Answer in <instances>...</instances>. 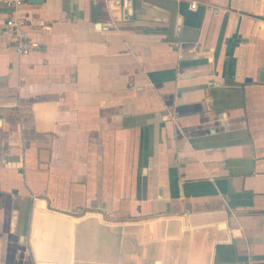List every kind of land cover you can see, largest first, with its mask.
I'll use <instances>...</instances> for the list:
<instances>
[{
  "label": "crops",
  "instance_id": "crops-1",
  "mask_svg": "<svg viewBox=\"0 0 264 264\" xmlns=\"http://www.w3.org/2000/svg\"><path fill=\"white\" fill-rule=\"evenodd\" d=\"M261 72L264 0L0 5V264H264Z\"/></svg>",
  "mask_w": 264,
  "mask_h": 264
},
{
  "label": "built area",
  "instance_id": "built-area-1",
  "mask_svg": "<svg viewBox=\"0 0 264 264\" xmlns=\"http://www.w3.org/2000/svg\"><path fill=\"white\" fill-rule=\"evenodd\" d=\"M24 1L25 0H0V5L10 10H15L20 5H22ZM133 4L134 0H119V6L124 11L129 10V8L133 6ZM191 7L195 9L196 4H192ZM5 28L7 32L10 33L16 41L15 50L17 54L20 56L28 54L30 50V43L26 33L24 32V24L15 17L14 13L11 14L6 20Z\"/></svg>",
  "mask_w": 264,
  "mask_h": 264
},
{
  "label": "water",
  "instance_id": "water-1",
  "mask_svg": "<svg viewBox=\"0 0 264 264\" xmlns=\"http://www.w3.org/2000/svg\"><path fill=\"white\" fill-rule=\"evenodd\" d=\"M260 79H261L262 81H264V72H261V74H260Z\"/></svg>",
  "mask_w": 264,
  "mask_h": 264
}]
</instances>
